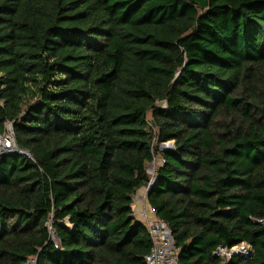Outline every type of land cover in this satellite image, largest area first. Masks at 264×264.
Masks as SVG:
<instances>
[{
    "label": "trees",
    "instance_id": "1",
    "mask_svg": "<svg viewBox=\"0 0 264 264\" xmlns=\"http://www.w3.org/2000/svg\"><path fill=\"white\" fill-rule=\"evenodd\" d=\"M8 124L0 264H146L142 187L181 264H264V0H0Z\"/></svg>",
    "mask_w": 264,
    "mask_h": 264
},
{
    "label": "built area",
    "instance_id": "2",
    "mask_svg": "<svg viewBox=\"0 0 264 264\" xmlns=\"http://www.w3.org/2000/svg\"><path fill=\"white\" fill-rule=\"evenodd\" d=\"M150 126L153 127V124L150 123ZM1 135L2 134H0V136ZM4 141L6 142L8 148L16 149L15 151L13 150L14 152H22L29 155V153H27L26 151H22L17 148L14 141V132L12 129V125H10V127H8L7 125V131L4 136ZM5 152L6 151H4L3 153ZM160 162V166H162L165 163V159L162 157L160 159ZM151 211L153 217H150L147 211L142 212L144 223L146 224L153 241V246L150 252L145 257L146 264H181L179 262V249L174 245L170 228L162 219L157 217L153 208L151 209ZM47 225L56 247L59 248L60 241L56 236L52 221H48ZM252 251L253 250L251 245L246 242H242L232 247L220 245L214 250V255L216 257H220L224 263H227L229 260L236 256L250 257ZM24 264H38V256H27L24 260Z\"/></svg>",
    "mask_w": 264,
    "mask_h": 264
},
{
    "label": "rangeland",
    "instance_id": "3",
    "mask_svg": "<svg viewBox=\"0 0 264 264\" xmlns=\"http://www.w3.org/2000/svg\"><path fill=\"white\" fill-rule=\"evenodd\" d=\"M158 103H160V104H163V103H161V102H158ZM10 125L11 124H8V127H10ZM6 134V133H5ZM5 134H3V135H1V137H2V139H4V136H5ZM172 142H168V143H165V146H161L162 147V149H164V148H172ZM16 150V149H11V148H9V150H3V151H1L0 152V158L4 155V151H6L5 153H7V152H14V151ZM162 157L160 156V155H158V156H156L155 157V159H154V161H152V162H146V167H147V171H148V173L152 176V177H154L155 176V174H156V172H157V170H158V168L160 167V164H161V162H160V159H161ZM140 196H137V198L139 197V198H142V203H145V200H146V194H147V190H145V189H143V190H141L140 192ZM138 201V200H137ZM137 206V205H136ZM136 206H135V209H136ZM145 207H146V210L148 211V214L150 215V216H152L153 214H152V211L150 210V205L148 204V202H146L145 203ZM143 208V207H142ZM144 211V209H142V211L141 212H143Z\"/></svg>",
    "mask_w": 264,
    "mask_h": 264
},
{
    "label": "crops",
    "instance_id": "4",
    "mask_svg": "<svg viewBox=\"0 0 264 264\" xmlns=\"http://www.w3.org/2000/svg\"><path fill=\"white\" fill-rule=\"evenodd\" d=\"M143 189H145V190H147V187H142V188H140L139 190H138V192L136 193V195L134 196V202H133V210H134V215H135V217L139 220V221H142V222H144V217L142 216V209H144V211H147L146 210V207H145V203L147 202V200H145V203H142V198H137V196H140V191L141 190H143ZM141 197V196H140ZM138 200V201H137ZM137 205V206H136ZM135 206H136V209H135ZM143 207V208H142ZM152 209V207L150 206V210ZM147 213H148V211H147ZM150 217H153V215L152 216H150Z\"/></svg>",
    "mask_w": 264,
    "mask_h": 264
},
{
    "label": "bare ground",
    "instance_id": "5",
    "mask_svg": "<svg viewBox=\"0 0 264 264\" xmlns=\"http://www.w3.org/2000/svg\"><path fill=\"white\" fill-rule=\"evenodd\" d=\"M3 150H9L6 142L4 141V139H2V137L0 136V152Z\"/></svg>",
    "mask_w": 264,
    "mask_h": 264
},
{
    "label": "water",
    "instance_id": "6",
    "mask_svg": "<svg viewBox=\"0 0 264 264\" xmlns=\"http://www.w3.org/2000/svg\"><path fill=\"white\" fill-rule=\"evenodd\" d=\"M14 141H15V139H14ZM162 146H165V144H162ZM9 153H12V151L11 152H7V153H4V155L9 154Z\"/></svg>",
    "mask_w": 264,
    "mask_h": 264
}]
</instances>
